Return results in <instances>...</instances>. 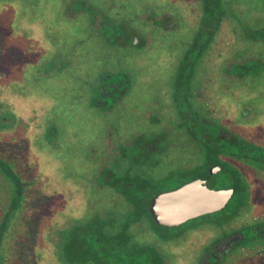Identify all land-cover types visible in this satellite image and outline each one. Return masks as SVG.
<instances>
[{"label":"flooded vegetation","instance_id":"obj_1","mask_svg":"<svg viewBox=\"0 0 264 264\" xmlns=\"http://www.w3.org/2000/svg\"><path fill=\"white\" fill-rule=\"evenodd\" d=\"M39 1L97 45L75 87L106 129L99 148L60 134L54 96L0 70V264H28L30 226V264H264V0L0 4ZM15 34L0 63L21 56ZM72 140L96 157L86 182L64 165Z\"/></svg>","mask_w":264,"mask_h":264},{"label":"rangeland","instance_id":"obj_2","mask_svg":"<svg viewBox=\"0 0 264 264\" xmlns=\"http://www.w3.org/2000/svg\"><path fill=\"white\" fill-rule=\"evenodd\" d=\"M133 1L137 2L138 0ZM39 2L34 10L18 8V5L15 6L16 4L6 6L0 4V43L6 40L10 44L11 39L14 38L12 36L18 31L15 37L19 42L17 51L21 53V56L15 62L3 58L0 63V70L6 71L3 73H6L9 77H17L20 80L19 84L22 83L21 85H23L19 86L24 87V91H28V89L39 91L41 95H44L42 100L46 103H48L49 94L54 96L53 102L56 100L57 104L51 111V118L58 125L60 134H62L61 130L65 127L68 131L66 134L78 138L86 137L88 140L92 138V145L99 148V136L106 129V126L99 123V112L93 106H90L89 99L86 96L81 98L84 104L77 101L80 100V93H77L80 89L75 87L79 83V77L85 80L89 79L85 83L87 87L91 83L90 81L94 80L95 68L99 62L95 56L97 55V45H94L90 40L85 43L76 41L79 37L88 36V28L87 30L82 29V32L75 29L74 21L63 14L62 7L59 10L53 8V11L43 8L42 2ZM50 4L53 6V2ZM22 32H26L25 36L28 42L36 39L41 41L35 46L36 49L40 48L43 55V58H39V61L34 59L31 47H28L23 40L25 36ZM7 33H9V36ZM79 54L83 57L82 62L85 65L82 73L80 63L76 58L70 57L71 55H77L79 58ZM54 56H60V59H53ZM34 60L37 61L36 64H34ZM51 63L56 67L51 66ZM59 67L60 72L56 70ZM145 89L142 86V88H139V93L145 95ZM135 100L141 102L143 97L136 95ZM21 103L30 105V94H26ZM82 105L85 107L81 108ZM128 115L130 114L125 109H121L120 117H128ZM111 122L115 125V120ZM62 155L64 165L68 171L72 172V175L82 176V179L79 178V180L86 182V176H91L93 173L96 157L90 158L89 152L85 151V146L81 147V143H75L74 140H72L71 145L65 144ZM47 168L45 167L44 170ZM72 183H69V185H72ZM92 192L93 186L87 182V195H91ZM26 229L24 228V230L31 233L29 241L28 238L25 240V247L28 244V249L24 254L28 256V264H30L31 257L34 254V250H32L35 246L34 239L41 234L42 227L30 226Z\"/></svg>","mask_w":264,"mask_h":264}]
</instances>
